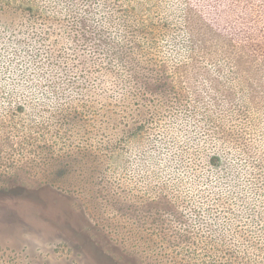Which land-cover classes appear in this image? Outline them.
<instances>
[{"label":"rangeland","instance_id":"obj_1","mask_svg":"<svg viewBox=\"0 0 264 264\" xmlns=\"http://www.w3.org/2000/svg\"><path fill=\"white\" fill-rule=\"evenodd\" d=\"M0 4V264H264V0Z\"/></svg>","mask_w":264,"mask_h":264},{"label":"trees","instance_id":"obj_2","mask_svg":"<svg viewBox=\"0 0 264 264\" xmlns=\"http://www.w3.org/2000/svg\"><path fill=\"white\" fill-rule=\"evenodd\" d=\"M7 9H10V6H9V5H4V6H3L2 4H0V11L6 12ZM122 82H123V81H121V84H122ZM122 87L125 88L124 91H127V92H129V93L131 92L132 87L129 88V87L126 86V85H124V86H122ZM127 89H129V90H127ZM179 96H180V95H177V94H176V95H175V98H173V99L176 100L177 104L182 105V103L180 102L181 100H180ZM170 97H171V96H170ZM176 102H175V103H176ZM141 127H142V125H139V126H137L136 129L139 130Z\"/></svg>","mask_w":264,"mask_h":264}]
</instances>
